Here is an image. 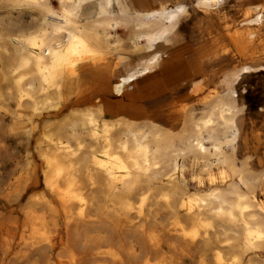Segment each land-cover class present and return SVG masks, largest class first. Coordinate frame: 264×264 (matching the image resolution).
Instances as JSON below:
<instances>
[{
    "label": "bare ground",
    "instance_id": "obj_1",
    "mask_svg": "<svg viewBox=\"0 0 264 264\" xmlns=\"http://www.w3.org/2000/svg\"><path fill=\"white\" fill-rule=\"evenodd\" d=\"M231 1L0 0V264H264V159L237 157L234 86L264 71V2H233L244 31L224 29L244 62L180 130L72 107L87 67L118 74L123 95L194 7Z\"/></svg>",
    "mask_w": 264,
    "mask_h": 264
},
{
    "label": "crops",
    "instance_id": "obj_2",
    "mask_svg": "<svg viewBox=\"0 0 264 264\" xmlns=\"http://www.w3.org/2000/svg\"><path fill=\"white\" fill-rule=\"evenodd\" d=\"M130 1L137 8L156 6L167 0ZM234 4H237L236 0ZM235 13L238 14L234 16ZM239 13L230 9L228 18L204 15L194 27L187 19L182 20L181 31L174 36L172 46L163 53L159 64L150 73L137 76L123 95L115 94L112 89L118 74L113 75L94 66L87 67L78 78L76 102L72 107L99 105L103 110L111 108V113H105L104 118H113L117 116L113 113V106L126 104L122 106L135 112L136 122H152L171 131L180 130L185 112L193 109L195 116L200 115L205 98L216 91L223 92L225 81H229L228 72L244 62L229 37L226 47L219 46L227 39L223 19L227 23L233 22L241 16ZM192 15L194 12L189 18ZM25 19L29 20L24 17L23 24L29 25ZM261 33L264 35V28ZM142 54L147 55L146 52ZM257 73L260 74L254 76ZM257 73L242 74L234 85L237 104L243 105L242 112L236 117L240 127L237 157L250 155L254 168H258L260 160L264 159V71ZM194 163L197 167L198 162Z\"/></svg>",
    "mask_w": 264,
    "mask_h": 264
},
{
    "label": "rangeland",
    "instance_id": "obj_3",
    "mask_svg": "<svg viewBox=\"0 0 264 264\" xmlns=\"http://www.w3.org/2000/svg\"><path fill=\"white\" fill-rule=\"evenodd\" d=\"M185 2H187L188 4H192V2H193V0H185ZM262 2H264V0H247V1H243L241 4H242V6H244V7H246L247 5H250V4H256V3H262ZM171 4V3H170ZM190 7H192V6H190ZM234 7H236V5H234L233 4V2L231 1V2H228V3H226L223 7H221V8H219V10H211V15L212 16H223L224 15V13H226L228 10H230V9H232V8H234ZM195 8V15H192L190 18H188L187 19V21H188V23H189V25H192L193 27H194V25H196V22H197V24H199L198 23V21L199 20H201L200 18H202L203 16H204V14H205V10L204 9H202V8H199V7H194ZM236 14H238V13H235L234 14V16L236 15ZM239 14H241V12L239 13ZM243 16H242V14H241V16H239L238 18H236V20L235 21H233V22H230V26H229V30H236V29H239V30H241V31H244V27L243 26H238L237 25V23H238V21L242 18ZM213 19L214 18H212V21H213ZM183 23H184V21H183ZM214 24V22L213 23H210V25H213ZM227 24V21L225 20V19H223V27H225V25ZM191 26V27H192ZM125 31V29H123L122 28V30H119L118 31V33H121V32H124ZM226 40H224V44H227V41H228V34H226ZM230 49V48H229ZM230 50H232V49H230ZM231 52V51H230ZM108 57H110V58H114L115 57V59H116V61L119 59V62L120 61H122L123 59H121V57L119 58L118 57V55L117 54H114V53H111V54H108L107 55ZM142 56H145V55H143L142 54ZM137 58H134V57H131L130 58V60H126V61H123L122 63H121V65H125L126 67H128L129 66V64H128V62H130V63H134L135 61H137L136 60ZM258 74H260V73H257V74H254V76H258ZM238 93H240L239 92V90H238ZM118 105H126V104H118ZM118 105H115V106H118ZM11 164V165H10ZM12 167H14V162L13 161H11L8 165H6V168H5V171H6V173H8L7 172V170L9 171V170H11L12 169ZM7 169V170H6ZM5 171H4V173H5ZM13 176V177H12ZM14 174H11L9 177H8V181L9 182H11V181H13V178H14ZM5 186H7V185H5ZM207 186L206 185H201V186H197L194 182H190V186H189V188H190V190H196V189H199V190H202V189H205Z\"/></svg>",
    "mask_w": 264,
    "mask_h": 264
}]
</instances>
